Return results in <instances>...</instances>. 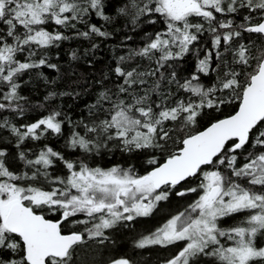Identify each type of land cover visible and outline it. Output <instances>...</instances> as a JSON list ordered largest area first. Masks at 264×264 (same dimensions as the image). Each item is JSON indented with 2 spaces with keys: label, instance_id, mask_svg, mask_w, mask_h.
Here are the masks:
<instances>
[{
  "label": "snow or ice",
  "instance_id": "obj_1",
  "mask_svg": "<svg viewBox=\"0 0 264 264\" xmlns=\"http://www.w3.org/2000/svg\"><path fill=\"white\" fill-rule=\"evenodd\" d=\"M242 9L248 12L242 22L228 18ZM119 13L131 15L133 25L141 17L163 18L165 30L146 34L144 47L119 58L122 63L141 57L155 67L126 70L118 63L114 71L122 82L115 92H100L90 107L97 119L76 125L83 134L73 130L68 145L84 154H99L110 143L126 153L159 149L165 159L152 155L147 161L151 170L140 175L132 166L90 167L46 147L34 160L18 153L35 169L29 174L12 170L7 151L0 149V264H80V250L88 241L102 245L110 230L151 216L172 195L189 194L196 195L183 211L141 237L135 247L181 244L164 264H199L202 258H209V264H264V246L257 244L258 237L264 238V48L254 54L239 42L244 33L264 36V0H129ZM255 13L260 18L252 23ZM93 14L106 22L112 19L105 13V0H0V112H24L18 79L26 71L56 68L45 57L32 59L37 50L70 38L48 26L74 29ZM205 31L213 37L212 49L198 59L196 71L183 79L174 69L165 76L161 70L172 67L169 61L200 51L195 46ZM90 34L110 35L95 24L76 33L84 38ZM20 53L28 59L22 62ZM213 73L215 83L206 86L201 76ZM162 83L167 90L162 91ZM173 84L183 96L174 93ZM228 105L233 108L223 118L210 120L204 130L186 134L179 147L168 149L170 141L176 144L170 126L191 129ZM60 117L54 111L21 127L4 119L0 128L10 127L19 149L25 140H39L49 131L63 134ZM57 160L67 170L64 177L49 172ZM41 177L48 188L22 183ZM192 180L194 186H185ZM241 214L239 224L222 226L226 218ZM111 264L133 261L121 257Z\"/></svg>",
  "mask_w": 264,
  "mask_h": 264
},
{
  "label": "trees",
  "instance_id": "obj_2",
  "mask_svg": "<svg viewBox=\"0 0 264 264\" xmlns=\"http://www.w3.org/2000/svg\"><path fill=\"white\" fill-rule=\"evenodd\" d=\"M128 2L129 0H105V13L112 18L108 22L93 14L87 17L84 23L76 22L74 29L58 28V26L52 24L48 26V30L63 31L70 38L59 42L58 46L46 50H37L32 59L38 60L45 57L48 64H54L56 68L42 66L38 69L28 70L21 75L18 79L20 84L19 93L25 99L20 103L25 110L22 114L13 111H2L0 112V122L7 119L10 125L21 127L22 125L34 123L54 111H59L61 112L59 119L64 121L63 134L56 135L49 131L39 140H25L18 149L16 147L17 138L11 133L10 127L0 128V149L7 151V160L12 170L17 173L28 172L31 174L35 169L26 166L24 161L19 159L18 153L23 151L28 159L34 160L38 153L46 147H51L61 153L65 159L83 161L90 167L99 166L107 169L117 165L124 168L132 166L140 175L151 170L152 166L147 161L152 155H155L160 161L165 159L166 153L161 152L159 149L126 153L110 143L109 147L107 149L102 148L99 154H84L82 150H73L68 145L73 130L83 134L82 126L76 125L80 122L91 123L97 119V116L90 115V107L96 102L100 92L106 90L115 92L117 86L122 82V78H118L114 71L118 63L126 70H131L133 67H137L138 70H148L150 67H155L153 62L135 56L131 60L126 59L124 62H120V57H127L144 47L148 42L146 34L154 35L157 31L165 30V25L162 23L163 18L158 15L141 17L136 25H133L131 15L125 16L119 13V9ZM245 15H248V12L242 9L240 13L228 18L239 23L242 22V17ZM254 17L252 23H257L260 14L255 13ZM150 19H156L157 22L151 24L149 23ZM91 24H95L101 30L110 33V35L100 37L90 34L88 38L76 35L77 32L88 31ZM212 39V35L205 31L195 46L200 49L198 53L190 52L182 60L169 61L168 63L172 67L161 71L167 76L174 69L178 79L189 77L196 71L198 59L204 58L205 50L212 49ZM9 42H11L10 38ZM239 42L251 46L254 54L257 49L264 48V36L257 34L244 33ZM73 53H75V59ZM18 59L22 62L26 61L28 59L27 53L18 54ZM215 75V73L209 76L202 75L201 80L206 86H211L215 83ZM158 78L159 74L156 77L148 78V85H145V87H150L154 80ZM170 87L175 93V85L173 84ZM161 89L165 91L167 86L162 83ZM52 93H55V95L50 96ZM175 94L183 96V93ZM152 98L157 99L155 94ZM232 108V105H228L223 109L222 114L210 113L204 116L191 129L180 131L173 130L170 126L176 144H172L170 141L167 146L168 149L175 150L179 147V141L186 134H194L203 130L210 120L223 118V115H227ZM97 115L102 117L100 113H97ZM49 172L52 176L60 177L67 174L66 168L58 160L55 162V167L50 168ZM22 183H30L44 188L49 187L42 177L37 181ZM195 184L196 181L192 180L190 184L185 186H194ZM194 197L195 194H189L185 197L172 195L168 201L161 202L151 216L137 218L110 230L108 233L109 239L104 244L88 241L80 250V264H107L112 257L120 254L131 256L133 264H157L161 258L165 260L170 254L176 253L182 245L139 249L135 247V239L140 236L143 237L146 233L154 232L160 223L163 225L172 215L183 211ZM50 218L54 219L55 217ZM83 227V225H77L80 230H83ZM199 264H209V259L204 258Z\"/></svg>",
  "mask_w": 264,
  "mask_h": 264
},
{
  "label": "flooded vegetation",
  "instance_id": "obj_3",
  "mask_svg": "<svg viewBox=\"0 0 264 264\" xmlns=\"http://www.w3.org/2000/svg\"><path fill=\"white\" fill-rule=\"evenodd\" d=\"M239 216H241V217H239ZM242 214L241 215H237V216H235L236 217V219L233 221V223H232V226H234V225H236V224H239L241 221H242ZM162 225V223H160L159 224V226L158 227H160ZM157 227V228H158ZM150 233H152V232H149V233H146L144 236H147V235H149ZM142 236H140V237H138L137 239H135L136 241H135V244H136V242L141 238ZM152 247H161V246H149V247H146V248H152ZM121 257H124V258H128V259H130L131 261H133L132 260V258H131V256H127V255H125V254H123V255H116V256H114V257H112L111 258V260L107 263V264H111V261L113 260V259H119V258H121ZM164 259H160V261L157 263V264H163L164 263Z\"/></svg>",
  "mask_w": 264,
  "mask_h": 264
},
{
  "label": "rangeland",
  "instance_id": "obj_4",
  "mask_svg": "<svg viewBox=\"0 0 264 264\" xmlns=\"http://www.w3.org/2000/svg\"><path fill=\"white\" fill-rule=\"evenodd\" d=\"M196 195V194H195ZM195 198V197H194ZM194 200V199H193ZM192 200V201H193ZM191 201V202H192ZM190 204V203H189ZM188 206V205H187ZM239 217H241V216H239ZM243 218H244V216H242V220H243ZM236 219V217L234 216V217H229V218H226L225 219V221L223 222V225L222 226H224V227H231L232 226V223H233V221ZM155 230V229H154ZM257 244H258V246H264V238H260V237H258L257 238ZM172 249H174V248H172ZM180 249V248H179ZM179 249L177 250V252L179 251ZM176 252V253H177ZM172 253V252H171ZM176 253H172V254H170L166 259H165V261L166 260H168L170 257H172V256H174ZM202 259H204V258H202ZM201 259V260H202ZM207 259H209V258H207ZM200 260V261H201ZM164 261V262H165ZM199 261V262H200ZM164 264V263H163Z\"/></svg>",
  "mask_w": 264,
  "mask_h": 264
},
{
  "label": "water",
  "instance_id": "obj_5",
  "mask_svg": "<svg viewBox=\"0 0 264 264\" xmlns=\"http://www.w3.org/2000/svg\"><path fill=\"white\" fill-rule=\"evenodd\" d=\"M204 130V129H203ZM202 131V130H201ZM195 134V133H194Z\"/></svg>",
  "mask_w": 264,
  "mask_h": 264
}]
</instances>
